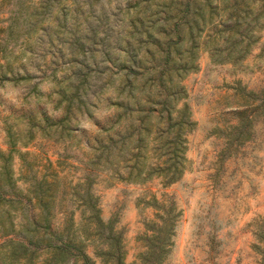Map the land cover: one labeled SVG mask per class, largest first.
I'll return each mask as SVG.
<instances>
[{"label":"rangeland","instance_id":"374dc122","mask_svg":"<svg viewBox=\"0 0 264 264\" xmlns=\"http://www.w3.org/2000/svg\"><path fill=\"white\" fill-rule=\"evenodd\" d=\"M168 3L0 0V68L5 75L0 76V181L5 197L15 193L12 197L21 200L14 202L9 218L1 200L5 227L12 218L17 229L23 208L37 213L22 206L33 195L35 180L57 182L52 227L61 228L70 216L79 221L82 208L71 194L89 174L101 218L113 220L122 234L127 264H141L149 227L164 223L171 244L163 264H258L264 235V114L259 107L264 105V17L257 41L241 61L217 63L203 47L196 50V68L180 81L186 94L181 104L194 124L186 136L185 170L177 181L117 180L102 166L107 146L100 137L110 134L117 143L110 155L123 159L129 153L125 143L137 128L128 127V113L118 122L114 117L112 128L107 121L116 112L109 102L117 97L119 63L134 54L149 60L167 39L161 29L180 19L167 13ZM153 20L158 28L151 39L145 31L152 30ZM9 26L16 43H5ZM199 33L195 29L187 35L184 45L188 38L199 41L204 34ZM71 81L79 93L67 110L63 97ZM89 158L95 162L92 169L86 165ZM13 236L0 228V264H25L9 257L6 238ZM86 251L93 256L92 247Z\"/></svg>","mask_w":264,"mask_h":264},{"label":"trees","instance_id":"16d2710c","mask_svg":"<svg viewBox=\"0 0 264 264\" xmlns=\"http://www.w3.org/2000/svg\"><path fill=\"white\" fill-rule=\"evenodd\" d=\"M212 1L207 0L206 4L200 5L195 0H169L167 13L176 14L175 17L180 19L173 27L161 29L165 30L167 39L157 45L156 52H150L149 60L145 55L138 59L134 54L119 63L117 97L109 102L116 112L107 121L111 122L109 126L112 128L114 117V122H118L123 114L128 113V127L137 128L133 131L136 133L129 136V142L125 143L129 153L123 159L110 155L112 146L117 144L110 134L99 139V143L107 146L102 166L117 180L143 182L159 178L164 185L177 181L185 170L186 136L194 124L187 105L181 104L186 94L180 81L185 73L196 68V50L203 47L217 63H236L246 57L251 45L257 41L256 32L263 27L260 19L264 17V0H218L215 7ZM155 22L151 23V31H145L151 39L153 31L158 28ZM195 29L200 32L198 37L204 33L203 37L199 41L188 38L189 45H184L186 36H191ZM5 35L6 44L11 39L16 43L11 26L5 30ZM1 68L0 76L4 78ZM67 87L68 95L63 98L68 102L69 110L73 99L78 98L79 85L71 81ZM83 105H86L85 100ZM259 107L264 114L263 101ZM110 127L106 128L108 132ZM120 163L127 165L128 169L121 171ZM94 164L92 158L86 162L90 169ZM84 180L81 184L77 183L78 189L75 186L71 194L78 198V206L82 208L80 219L75 222L70 216L61 228L52 227L49 218L51 203L56 198L57 182L34 181L33 195L22 206L37 213L21 207L23 213L16 224L17 229L12 218L7 221L8 227H5L4 220H0L2 234L13 232V237L18 238H6L9 257L22 258L25 264H33V258H39L41 254L43 257L37 264H97V260L101 264H127L121 232L116 229L113 220L104 221L101 218L90 191V175L87 174ZM5 194L0 181V202L6 201V217L9 218L14 202L21 203V200L12 197L16 196L15 193H9L8 197ZM30 201L35 204L29 205ZM167 226L164 223L158 228L149 227L151 236L146 239L147 250L140 255L141 264H163L171 244ZM259 240L262 248L259 247L257 263L264 264V235ZM87 247H92L93 256L87 253Z\"/></svg>","mask_w":264,"mask_h":264}]
</instances>
